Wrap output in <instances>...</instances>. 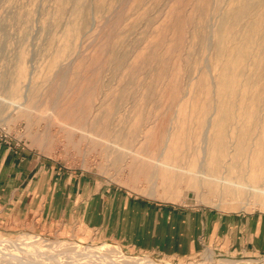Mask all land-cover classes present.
Instances as JSON below:
<instances>
[{
    "label": "rangeland",
    "instance_id": "374dc122",
    "mask_svg": "<svg viewBox=\"0 0 264 264\" xmlns=\"http://www.w3.org/2000/svg\"><path fill=\"white\" fill-rule=\"evenodd\" d=\"M0 141L143 216L264 214V0H0ZM109 233L0 221V264L121 263L86 250L104 244L165 264L264 263L207 244L167 256Z\"/></svg>",
    "mask_w": 264,
    "mask_h": 264
},
{
    "label": "crops",
    "instance_id": "0c3cea01",
    "mask_svg": "<svg viewBox=\"0 0 264 264\" xmlns=\"http://www.w3.org/2000/svg\"><path fill=\"white\" fill-rule=\"evenodd\" d=\"M122 199L83 173L0 141V221L82 219L112 236L128 238L132 246L167 256H189L204 244L264 253V214L153 208L143 216L134 200Z\"/></svg>",
    "mask_w": 264,
    "mask_h": 264
},
{
    "label": "bare ground",
    "instance_id": "6f19581e",
    "mask_svg": "<svg viewBox=\"0 0 264 264\" xmlns=\"http://www.w3.org/2000/svg\"><path fill=\"white\" fill-rule=\"evenodd\" d=\"M205 145V144H204ZM53 243H55L54 241H51V243H48V244H52V245H54ZM72 246L74 247V246H77V244L76 243H72ZM115 245H113V246H111L110 244H104V245H99V246H93V247H91L90 249H87L86 248V250H88V251H90V253L91 252H94V251H101V253L100 254H102L103 252H102V249H104L105 251L107 250L108 252L107 253H109V257H103L102 259H101V261L102 260H104V259H110L112 262H116V263H118V261L117 260H119V259H121V263H118V264H122V263H124V264H165V263H161V262H155V261H153L152 259H148V258H144V257H137V256H131V257H129V256H125V255H122V252L121 251H119L118 249H116V247H114ZM23 248V247H22ZM25 248H27V247H25ZM28 249H30V248H28ZM45 253V252H44ZM207 253H209L208 251H205L204 252V255H206ZM103 255V254H102ZM105 255V254H104ZM107 255V254H106ZM17 255H15V254H10V256H9V258L11 259V260H13V261H17L18 259H17ZM27 257L28 256H26L25 258L27 259ZM19 258V257H18ZM24 258V259H25ZM28 258H30V259H32V260H35V261H29V264L30 263H32V264H40L39 262H41V263H43L44 264V259H42L41 260V258L39 259L38 257H35V256H29ZM5 259V258H4ZM3 260V259H2ZM9 260V259H8ZM28 260V259H27ZM43 261V262H42ZM22 262V261H21ZM54 262H55V259H54ZM52 264H61L60 262H55V263H52ZM68 264V263H67ZM214 264H256L254 261H251V262H231V261H227V260H221V261H218V262H216V263H214ZM262 264H264V263H262Z\"/></svg>",
    "mask_w": 264,
    "mask_h": 264
}]
</instances>
